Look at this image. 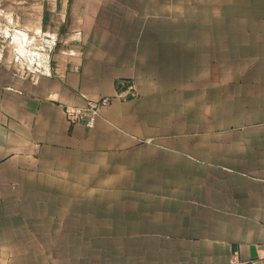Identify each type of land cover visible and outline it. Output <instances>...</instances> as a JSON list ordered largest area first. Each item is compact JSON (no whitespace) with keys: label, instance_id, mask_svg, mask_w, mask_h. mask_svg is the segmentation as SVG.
<instances>
[{"label":"crops","instance_id":"crops-1","mask_svg":"<svg viewBox=\"0 0 264 264\" xmlns=\"http://www.w3.org/2000/svg\"><path fill=\"white\" fill-rule=\"evenodd\" d=\"M38 2L61 55L0 90V264H264V0Z\"/></svg>","mask_w":264,"mask_h":264},{"label":"rangeland","instance_id":"rangeland-1","mask_svg":"<svg viewBox=\"0 0 264 264\" xmlns=\"http://www.w3.org/2000/svg\"><path fill=\"white\" fill-rule=\"evenodd\" d=\"M33 1L36 3L31 4ZM38 1L0 0V90L16 89L20 80L23 85L28 83L45 73L48 64H53L61 55L58 52L61 39L50 38L43 33L44 29H39ZM66 249L67 260L51 264H99L93 261L91 246H67Z\"/></svg>","mask_w":264,"mask_h":264},{"label":"built area","instance_id":"built-area-1","mask_svg":"<svg viewBox=\"0 0 264 264\" xmlns=\"http://www.w3.org/2000/svg\"><path fill=\"white\" fill-rule=\"evenodd\" d=\"M107 103L108 97H102L98 100H87L82 107H64V112L69 118L83 122L87 127H92L99 114L100 107Z\"/></svg>","mask_w":264,"mask_h":264}]
</instances>
